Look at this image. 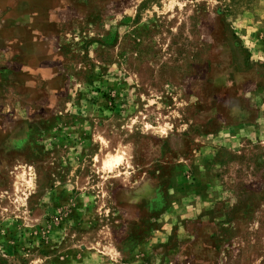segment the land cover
<instances>
[{
  "label": "rangeland",
  "instance_id": "374dc122",
  "mask_svg": "<svg viewBox=\"0 0 264 264\" xmlns=\"http://www.w3.org/2000/svg\"><path fill=\"white\" fill-rule=\"evenodd\" d=\"M0 264H264V0H0Z\"/></svg>",
  "mask_w": 264,
  "mask_h": 264
}]
</instances>
